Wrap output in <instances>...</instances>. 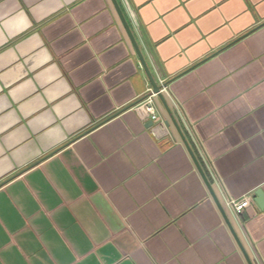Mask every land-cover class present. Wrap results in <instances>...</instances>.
I'll return each mask as SVG.
<instances>
[{
	"label": "crops",
	"instance_id": "crops-1",
	"mask_svg": "<svg viewBox=\"0 0 264 264\" xmlns=\"http://www.w3.org/2000/svg\"><path fill=\"white\" fill-rule=\"evenodd\" d=\"M117 1L230 225L112 0H0V264H264V0Z\"/></svg>",
	"mask_w": 264,
	"mask_h": 264
},
{
	"label": "water",
	"instance_id": "water-1",
	"mask_svg": "<svg viewBox=\"0 0 264 264\" xmlns=\"http://www.w3.org/2000/svg\"><path fill=\"white\" fill-rule=\"evenodd\" d=\"M112 2H113L114 6H115V8H116V10H117V12H118V15H119V17H120V19H121V21H122V23H123V25H124V27H125V29H126L128 35H129V37H130V40H131V42H132V44H133V46H134V48H135V51H136V53H137V55H138V57H139V59H140L142 65H143V68L145 69L146 74H147V76H148V78H149V80H150V82H151L152 93L157 94V97H158V98L164 103V105H165V107H166V109H167V112H168L169 115L171 116V119H172L174 125L176 126L177 130L179 131V133H180V135H181V137H182V140H183L185 146L187 147L188 151H189L190 154L192 155V157H193V159H194V161H195V163H196V166H197V168L199 169V171H200V173H201L203 179L205 180V182H206V184H207V186H208V188H209V190H210V192H211L213 198H214V199L216 200V202L218 203V200H217V198H216V196H215V193L213 192V189H212V186H211L209 180L207 179V177H206L204 171L202 170V168H201V166H200V164H199L197 158L195 157V155H194V153H193V151H192L190 145L188 144V142H187L186 138L184 137V135H183L181 129L179 128V126H178L176 120L174 119L171 110H170L169 107L167 106L163 94L160 93V90L162 89V85L158 84V83L156 82V80L154 79L153 75L151 74L150 69H149V67H148V65H147V62H146V60H145V58H144V56H143V53H142V51H141V49H140V47H139V45H138V43H137V40H136V38H135V36H134V34H133V31L131 30V27H130V25L128 24L127 19H126L124 13H123V11H122V9H121V7H120L118 1H117V0H112ZM168 84H169V82H166V83L164 84V86H168ZM149 95H150V94H149ZM149 95H147V96L143 97L142 99L138 100L137 102L131 104V106H129V107L136 106L137 104H139V103H141L143 100H145ZM169 125H170L169 122H166V126H169ZM1 185H2V184H0V186H1ZM256 197H257L256 202L258 203V205H259L261 208H263V207H264V195H263V192H261V191L256 192ZM218 205H219V207L221 208V211H222V213H223V215H224V218H225L226 222L230 225V222H229V220H228V218H227V215H226L225 211L223 210V208L221 207V205H220L219 203H218ZM233 232H234V231H233ZM234 234H235V232H234ZM235 236H236V234H235ZM236 239H237V238H236Z\"/></svg>",
	"mask_w": 264,
	"mask_h": 264
},
{
	"label": "built area",
	"instance_id": "built-area-1",
	"mask_svg": "<svg viewBox=\"0 0 264 264\" xmlns=\"http://www.w3.org/2000/svg\"><path fill=\"white\" fill-rule=\"evenodd\" d=\"M166 82L161 80L160 85H162V89L160 90L161 94H169L168 86H164ZM156 98L157 94L151 93L150 95L138 104V107L145 113V115L150 118L153 122L163 123L159 113L156 108ZM254 203V196L247 195L242 198H231L227 201V206L237 215L243 214L248 208L252 206Z\"/></svg>",
	"mask_w": 264,
	"mask_h": 264
}]
</instances>
